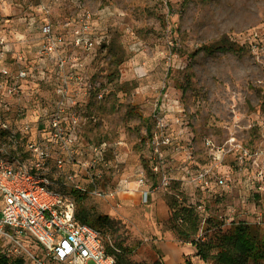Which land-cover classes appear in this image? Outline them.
Listing matches in <instances>:
<instances>
[{
	"label": "rangeland",
	"instance_id": "374dc122",
	"mask_svg": "<svg viewBox=\"0 0 264 264\" xmlns=\"http://www.w3.org/2000/svg\"><path fill=\"white\" fill-rule=\"evenodd\" d=\"M46 22L61 36L50 52L42 50ZM75 30H86L94 46H75ZM221 40L233 49H203ZM58 57L66 59L63 68ZM12 82L25 92L11 103L25 106L27 119L36 103L51 104L55 88L72 91L77 154L64 169L88 190L95 184L105 192L79 194L91 214L112 219L102 232L113 244L134 249L160 234L177 241L169 224L173 195L195 207L200 235L218 230H208V220L223 223V231L232 220L255 224L264 203V0H0V89ZM155 133L170 138L158 152ZM102 144L96 158L90 147ZM210 145L226 150L216 168L226 183L202 189L190 179L214 161ZM239 145L257 154L242 162ZM156 164L167 185H158ZM53 188L75 199L70 185ZM142 188L151 192L145 205Z\"/></svg>",
	"mask_w": 264,
	"mask_h": 264
},
{
	"label": "built area",
	"instance_id": "2783aa9c",
	"mask_svg": "<svg viewBox=\"0 0 264 264\" xmlns=\"http://www.w3.org/2000/svg\"><path fill=\"white\" fill-rule=\"evenodd\" d=\"M87 19L90 14L85 13ZM83 21V19H82ZM86 20L83 21L87 28ZM68 25V23L66 24ZM41 32L47 43L43 51L55 50V38L50 23L41 25ZM75 46L90 49L94 41L86 30H75L72 36ZM58 65H66L64 57H58ZM21 72L19 76H24ZM71 76V75H70ZM8 79L6 78L5 83ZM25 91L12 82L10 86L0 89V245L8 256H20L25 264H115L114 252L117 248L101 230L76 219V202L73 196L53 188L54 183L67 186L72 190L83 191L97 197H106L104 191L93 184L87 189L80 184L76 175L68 173L64 166L76 161L75 146L78 141L80 120L76 116L72 91L67 87L52 90L51 104L36 103L30 110L34 115L27 119L25 106H15L12 100ZM74 95V94H73ZM38 100H36L37 102ZM159 126L165 124L157 118ZM170 138L157 133L151 136L155 152L159 145L169 144ZM209 143V141H208ZM213 162L201 167L191 177V182L202 189L212 185L222 186L226 183L217 171L222 147H212ZM91 153L101 157L104 144L90 147ZM238 160L243 162L251 157L250 149L236 148ZM264 160V152H263ZM92 163V162H90ZM87 164V162L82 163ZM160 175L158 185H167L165 172L153 167ZM53 173V177L50 176ZM90 176L88 173H86ZM146 177L140 175L138 187H144ZM262 190V186H257ZM150 191L140 190V201L147 204ZM255 224L264 227V203L257 212ZM26 241V244H25ZM147 241V239H145ZM36 243V246L33 243ZM33 245L32 248L30 246ZM37 247L40 252L37 251ZM109 249L113 250L112 252Z\"/></svg>",
	"mask_w": 264,
	"mask_h": 264
},
{
	"label": "trees",
	"instance_id": "16d2710c",
	"mask_svg": "<svg viewBox=\"0 0 264 264\" xmlns=\"http://www.w3.org/2000/svg\"><path fill=\"white\" fill-rule=\"evenodd\" d=\"M203 49L212 53L216 50H231L233 46L228 44V41L221 40L218 44L209 45ZM71 192L75 194L77 206L75 216L79 222L87 223L101 231L102 227L112 225V219L109 216L91 214L89 209L83 206L79 191ZM170 199L168 206L171 231L178 242L190 244L194 248V255L204 263L259 264L264 262V232L259 225L245 220H232L228 228L223 231V223L208 220L207 229L216 226L218 230L212 234L206 232L205 235H200L201 221L195 207L180 203L175 195ZM114 246L117 248V251L113 253L115 264H164L159 253L158 258L151 262L136 261L131 255L133 247L126 246L121 241L114 242ZM109 251L113 250L109 249ZM0 264H25V260L20 256L6 255L0 245Z\"/></svg>",
	"mask_w": 264,
	"mask_h": 264
},
{
	"label": "crops",
	"instance_id": "0c3cea01",
	"mask_svg": "<svg viewBox=\"0 0 264 264\" xmlns=\"http://www.w3.org/2000/svg\"><path fill=\"white\" fill-rule=\"evenodd\" d=\"M155 236L154 244L147 243L149 241L144 239L146 244L142 242L140 246L134 248L132 259L151 262L160 254L164 264H186L188 257L192 264H207L194 255V248L190 244H182L173 239L163 238L161 234Z\"/></svg>",
	"mask_w": 264,
	"mask_h": 264
}]
</instances>
